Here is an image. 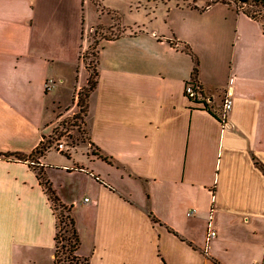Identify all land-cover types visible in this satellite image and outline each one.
<instances>
[{
	"label": "crops",
	"instance_id": "0c3cea01",
	"mask_svg": "<svg viewBox=\"0 0 264 264\" xmlns=\"http://www.w3.org/2000/svg\"><path fill=\"white\" fill-rule=\"evenodd\" d=\"M106 1L100 18L92 0H0V264H54L44 180L89 264H264V25L225 3L105 22L121 13ZM97 30L113 35L98 44L87 143L42 152L88 87Z\"/></svg>",
	"mask_w": 264,
	"mask_h": 264
},
{
	"label": "rangeland",
	"instance_id": "374dc122",
	"mask_svg": "<svg viewBox=\"0 0 264 264\" xmlns=\"http://www.w3.org/2000/svg\"><path fill=\"white\" fill-rule=\"evenodd\" d=\"M94 7L96 6L97 10L99 11V16L102 18V0H92ZM110 4H109V3ZM105 4L107 7L111 9H119L121 12H126L127 15L133 16L134 18H144V23H148V19L153 17L154 13L158 12L159 10H165L170 8L174 5H187L190 7H196L197 5L204 4H214V3H225L231 4L236 6L237 8L243 10L244 12L248 13L250 16L256 18L264 25V0H108ZM112 3H114L113 6ZM120 7V8H119ZM111 14L107 16L104 21H108L111 19L122 18L124 19L125 16L123 13ZM103 22V21H102ZM113 34H106L97 30L96 32L88 31L86 33V38L89 42V48L86 50L84 54V62L88 67L91 75L92 83L96 81V74H97V53H98V44L100 42V38H111ZM88 88L86 87L80 92L79 99L80 103L78 102L77 109L71 112L69 115L63 119L60 126L53 128V133L50 139H47L42 145V152L47 150L49 147H55L57 149V144L59 141L65 145V150L62 153L66 155L70 154L75 148L79 145L80 148H84L82 143L86 142V132L84 128V117L87 113L88 109ZM69 110L71 109L68 108ZM82 142V143H81ZM79 148V150H80ZM58 150V149H57ZM40 173V171H39ZM43 177V176H41ZM68 209V207H67ZM71 210V209H70ZM68 210H63L60 207H57L56 215L58 220L61 219L62 222L60 223V250H59V258L62 262L66 260L69 253L66 255L64 254L65 248L63 246H67L66 238H69V235L65 234L67 229V225L69 222L68 216H70ZM72 216V213H71ZM66 224V225H65ZM82 260V259H81ZM62 264V263H60ZM68 264V263H67Z\"/></svg>",
	"mask_w": 264,
	"mask_h": 264
},
{
	"label": "trees",
	"instance_id": "16d2710c",
	"mask_svg": "<svg viewBox=\"0 0 264 264\" xmlns=\"http://www.w3.org/2000/svg\"><path fill=\"white\" fill-rule=\"evenodd\" d=\"M215 4V3H214ZM208 5H212V4H208ZM246 13V12H245ZM248 16H250L248 13H246ZM251 18L257 20L256 18L250 16ZM88 68V67H87ZM89 70V69H88ZM197 75H198V70L197 68L194 69V75H193V81H192V84H197ZM96 77H97V74H96ZM97 85V80L92 83V80H91V75H90V78H89V82H88V95L86 97H89V94L91 91H93L95 89ZM79 103H80V99H79ZM87 111V110H86ZM261 169L263 170L264 172V168L261 167ZM43 182V185L45 186L46 190H47V193L49 195V198H50V201L52 202L53 204V208H54V211H55V214H56V211H57V207H60L62 208L63 210H68L69 212H71L70 208L67 209L66 206H64L59 198L56 196L55 192L53 191L50 183L48 181H42ZM57 217V215H56ZM68 219H69V222H68V225H67V229L65 231V234L66 235H69V238H66V242L68 244V247L67 246H63L62 248L66 249L64 252V254L66 255V253L68 255V257H66V260L64 262H62L59 258V250H60V223L62 222L61 219L58 220V217H57V226H56V236H55V259H54V264H89V260L88 259H84L82 257H80L79 255V250H80V245H81V240H80V236H79V233L77 231V228H76V224H75V220L74 218L71 216V213H70V216H68ZM66 225V224H65ZM82 259V260H81Z\"/></svg>",
	"mask_w": 264,
	"mask_h": 264
},
{
	"label": "built area",
	"instance_id": "2783aa9c",
	"mask_svg": "<svg viewBox=\"0 0 264 264\" xmlns=\"http://www.w3.org/2000/svg\"><path fill=\"white\" fill-rule=\"evenodd\" d=\"M231 83L232 80H230V84ZM185 96L186 98H188V100H190L193 103V105L197 107L202 104L204 105V101H205L204 95L202 94L200 86L196 84L189 83L185 86ZM232 106H233L232 93H231V89H229L226 92V95L223 100V109L225 112H228L232 110ZM57 149L59 152H63L65 150V145L61 143V141H59V143L57 144ZM190 215L191 214H189V216ZM216 236L217 233L215 230L212 229V223L210 218V222L208 224V235L206 240L207 248L210 246V243L212 242V240L216 238Z\"/></svg>",
	"mask_w": 264,
	"mask_h": 264
}]
</instances>
